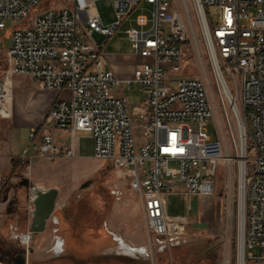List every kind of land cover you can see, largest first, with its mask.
I'll use <instances>...</instances> for the list:
<instances>
[{
  "label": "built area",
  "instance_id": "obj_1",
  "mask_svg": "<svg viewBox=\"0 0 264 264\" xmlns=\"http://www.w3.org/2000/svg\"><path fill=\"white\" fill-rule=\"evenodd\" d=\"M97 1L62 0L44 8L45 0H0V32L13 24L7 76L25 75L56 91L46 120L70 134L63 148L51 132L44 134L41 154L79 157L76 133L91 132L95 158L111 163L121 184L139 196L148 233L167 240L184 235L187 220L168 213L166 195L180 184L201 198L214 196L219 166L237 162L238 254L243 252L244 264H264V0H111L116 19L109 25ZM211 5L222 9L219 24L210 21ZM136 9L150 11L136 15L135 26L126 30L142 61L131 77H120L102 48ZM196 26L208 50L210 84L181 76L183 49ZM95 33L106 36L103 45ZM138 85L145 98L131 109L123 94ZM210 92L223 104L227 99L238 119L234 156L219 132L213 139L205 126L214 118ZM135 126L150 141L139 145ZM33 235L15 229L11 238L28 248ZM254 247L258 255L251 253Z\"/></svg>",
  "mask_w": 264,
  "mask_h": 264
},
{
  "label": "rangeland",
  "instance_id": "obj_2",
  "mask_svg": "<svg viewBox=\"0 0 264 264\" xmlns=\"http://www.w3.org/2000/svg\"><path fill=\"white\" fill-rule=\"evenodd\" d=\"M61 4L62 0H45L43 7H58ZM97 7L104 24L109 25L115 21V8L111 0H98ZM206 11L212 23L221 22L222 9L219 6H208ZM141 12L150 15L148 9L134 10L130 19L123 22L107 41L106 36L94 34L98 45H103L106 41L102 53L109 65H121L126 68L127 64L138 59L126 30L135 26L133 19ZM12 27L13 24L7 23V30L0 32V37L5 36L0 52V82H4L6 78L10 81V90L7 86L3 96L10 98L4 101L0 98V118L1 115L6 116L2 110L6 109L10 113L11 108L10 78L14 75L7 76L6 51L11 45L9 34ZM190 36L183 49L181 76L204 78L210 84L208 50L198 26ZM125 77H131V74ZM19 88L20 86L16 85V100L21 95ZM29 88V91L33 90L32 86ZM123 95H126L133 109L145 98V91L138 85L130 89L125 88ZM210 96L214 118L206 122L205 126L213 139L219 137V132L227 150L234 156V144L238 142L239 133L238 119L227 99L223 104L216 94L210 92ZM135 121L137 124L138 120ZM135 135L139 145L150 141L142 137V131L136 126ZM20 137L29 145V137L24 131L20 132ZM77 137L81 144L79 160L63 158L37 167L24 166L22 174L26 176L31 172L29 180L34 186L57 188L61 196L56 199L52 222L48 223L44 233L38 234V237L31 241L28 248L10 240L8 236L1 242L3 247L18 248L27 252L30 248L33 250L30 256L31 264H239L241 214L240 170L237 162L222 163L219 166L215 175V195L203 198L208 199V202H201L198 197L179 192L169 196L171 214H186L192 217L201 205L209 210L201 215L202 222H186L185 234L180 238L167 240L148 233L139 196L121 184L111 163L93 158L95 149L92 133L79 131ZM55 219L59 220L56 226ZM111 233L119 244L114 241ZM60 239L66 240V249L65 253L57 258L52 249L56 248L55 243ZM123 249L135 250V255L130 256ZM138 249L145 252L138 253ZM116 251L119 252L118 257ZM250 251L254 255L260 253L259 247ZM246 264L258 263L249 261Z\"/></svg>",
  "mask_w": 264,
  "mask_h": 264
},
{
  "label": "crops",
  "instance_id": "obj_3",
  "mask_svg": "<svg viewBox=\"0 0 264 264\" xmlns=\"http://www.w3.org/2000/svg\"><path fill=\"white\" fill-rule=\"evenodd\" d=\"M0 48V52H1ZM142 59L138 56V59L132 63L127 64L126 68L121 65H110L120 77H125L128 74H132L134 67L141 63ZM20 76V78H17ZM12 94L9 105V111L2 110L6 116L0 118V147L2 152L0 154V241L7 238L14 241L11 238L12 233L17 230L26 231L30 230L33 220V197L31 191L34 185L29 180L30 173L23 176L22 169L24 166L28 168L37 167L40 164L54 162L59 159L68 157H59L57 159H50L47 156L41 154V145L43 141V135L51 132L54 137V141L59 148H63L70 142V134L64 132L61 129L54 128L53 124L48 123L46 117L53 107L55 100L58 97V93L54 90H48L41 88L40 84L25 75H14L11 78ZM7 86L10 90L9 78H6ZM16 85L20 86V96L16 100L15 91ZM33 87L32 91H29V87ZM8 90V92H10ZM4 96V95H3ZM4 101L8 97L3 98ZM1 108V106H0ZM35 130V136L31 138V132ZM24 131L29 137V145H26L24 139L20 137V132ZM78 133V132H77ZM76 133V135H77ZM80 143V139H79ZM32 150V151H31ZM80 156L69 159L81 158V144L79 145ZM94 159L95 156H93ZM32 169H30L31 171ZM28 181V184L26 183ZM42 189H47L38 185ZM184 193L186 195H192L198 197L199 200L208 202V199H203L196 194H191L180 184L176 185V191L174 193ZM169 195H166L167 211L172 216L185 217L188 222L198 223L202 222L200 219L204 211L209 210L202 205L194 212L192 217L186 214H171L169 212ZM61 195L58 194L57 198ZM53 214L46 222L53 220ZM55 222V221H54ZM44 231L38 233H44ZM61 242L58 241V246ZM128 250V249H127ZM112 252V249L110 250ZM117 252V251H116ZM119 253V252H117Z\"/></svg>",
  "mask_w": 264,
  "mask_h": 264
},
{
  "label": "water",
  "instance_id": "obj_4",
  "mask_svg": "<svg viewBox=\"0 0 264 264\" xmlns=\"http://www.w3.org/2000/svg\"><path fill=\"white\" fill-rule=\"evenodd\" d=\"M57 195L58 189L54 187L42 189L34 186L32 188L31 196L33 197L34 209L32 212L33 220L30 231L34 234L44 231L47 220L54 212ZM18 260L21 262L20 264H23L24 257L16 258V263Z\"/></svg>",
  "mask_w": 264,
  "mask_h": 264
},
{
  "label": "flooded vegetation",
  "instance_id": "obj_5",
  "mask_svg": "<svg viewBox=\"0 0 264 264\" xmlns=\"http://www.w3.org/2000/svg\"><path fill=\"white\" fill-rule=\"evenodd\" d=\"M26 183L28 184V181ZM54 221H55L54 223H56L55 226L58 225L59 220L55 219ZM37 235L38 234H34L32 240H34V238L38 237ZM111 235H112L114 241H117L115 236H114V234L111 233ZM3 241H0V262H2V264H20L21 263L19 261L20 259L18 260L17 263L15 261L16 258H20V257H24L23 264H31L30 263V256H31L33 250H30V248H29L28 249L29 251L27 252V251H24V250L18 249V248H16V249L15 248L6 249L5 247H3V243H1ZM59 242H61L60 245L59 246L57 245L58 244V241H57L55 243L56 244L55 245L56 248L52 249L53 251H55V257H57V258L61 257L65 253V249H66V240L65 239H60ZM118 244H119V242H118ZM26 252H27L28 256H26ZM142 252H145V250L139 251L138 253H142ZM115 254L118 257L119 254L117 252Z\"/></svg>",
  "mask_w": 264,
  "mask_h": 264
},
{
  "label": "bare ground",
  "instance_id": "obj_6",
  "mask_svg": "<svg viewBox=\"0 0 264 264\" xmlns=\"http://www.w3.org/2000/svg\"><path fill=\"white\" fill-rule=\"evenodd\" d=\"M6 87H7V83H6V81L2 84V85H0V98L3 96V95H5V93H6ZM230 99V98H229ZM234 109V108H233ZM227 159H230L231 160V158H229V156H228V158ZM242 171V170H241ZM243 172V171H242ZM242 224V223H241ZM133 249V248H132ZM126 253H128L130 256H134L135 255V250H127V249H123ZM139 250V249H138ZM140 251V250H139ZM239 264H244V261H243V252L241 251V253H240V256H239Z\"/></svg>",
  "mask_w": 264,
  "mask_h": 264
}]
</instances>
